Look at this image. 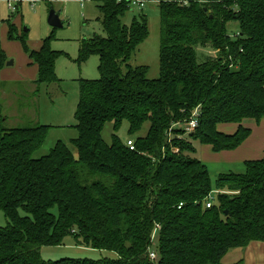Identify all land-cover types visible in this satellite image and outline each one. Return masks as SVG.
<instances>
[{"label":"trees","instance_id":"obj_1","mask_svg":"<svg viewBox=\"0 0 264 264\" xmlns=\"http://www.w3.org/2000/svg\"><path fill=\"white\" fill-rule=\"evenodd\" d=\"M95 1L105 36L83 39L78 49L79 61L98 55L99 77L79 81L77 136L69 141L76 155L58 140L34 157L50 126L7 127L0 104V264H222L231 248L264 243V156L246 161L243 173H220L212 187L204 162L189 154L194 142L236 149L251 132L241 122L264 117V0L159 1L153 79L147 66L129 63L148 36L145 15L126 25L127 0ZM6 24L7 38L37 65L36 90L58 82L51 36L29 49ZM6 60L0 50V68ZM195 109L198 125L187 131ZM122 120L130 135L149 123L133 149L115 133L110 144L102 138L105 122L117 130ZM222 123L237 128L227 134L217 129ZM68 234L107 255L41 258L42 245Z\"/></svg>","mask_w":264,"mask_h":264},{"label":"rangeland","instance_id":"obj_2","mask_svg":"<svg viewBox=\"0 0 264 264\" xmlns=\"http://www.w3.org/2000/svg\"><path fill=\"white\" fill-rule=\"evenodd\" d=\"M20 1L19 11L15 13L10 10L6 0H0V50L8 56L6 62L10 59L13 60V65L6 66L5 62L2 68L15 69L14 71H16V68L20 65L24 66L28 59V55L24 52L19 40L7 39L8 42H6L4 34H1L2 25L9 21L15 26L14 34L22 36L29 49H39L42 41L51 36L48 44L56 52L54 73L58 82L41 84L36 90V86L33 84L14 82L13 79H2L0 77L1 111L7 117L5 125L10 128L23 127L34 125L32 122H35L50 126L42 146L33 153L34 157L47 154L58 140L66 143L73 154L76 155V150L69 141L77 136V131L73 125L76 122L74 113L79 99V81L99 77L98 55L90 54L85 60L79 61L78 49L83 39H89L94 35L105 36L99 20L101 14L98 3L95 0ZM142 1L143 7L133 4L132 1L129 2L121 21L129 25L133 18H137L141 14H144L147 18L148 36L138 45L129 63L133 66H147V76L153 79L159 76L160 27L158 2L165 0ZM32 2H34V7L30 6ZM50 8L61 11L59 15L63 23L61 28H52L47 23ZM25 28L26 30H24ZM235 30V24H231L229 28L230 35ZM196 50L203 56H215L217 54V50L209 48L198 47ZM32 104H34L35 111H33ZM197 114V109H195L190 116H197ZM251 120L245 119L244 121ZM148 126L149 123L145 122L138 132L130 135L126 120L121 121L117 130H114L112 122L107 121L102 127L101 135L108 144L111 143L113 133L125 142L127 139L134 140L137 136H143ZM196 144L198 148L199 143ZM189 154L193 157H199L201 154L203 155V152L197 149L196 153ZM204 164L209 172L212 187L220 173H243L245 171V166L242 163L220 165L213 163L212 160H207ZM0 225H6V218L2 211H0ZM155 237L156 233L154 231L151 235L152 243ZM251 244L253 245H248L245 248H231L222 257L221 263L232 264L241 260L242 264H264V243L253 242ZM39 253L45 261H55L62 257L98 259L107 255L104 251L84 247L73 234L66 235L59 245H42Z\"/></svg>","mask_w":264,"mask_h":264},{"label":"crops","instance_id":"obj_3","mask_svg":"<svg viewBox=\"0 0 264 264\" xmlns=\"http://www.w3.org/2000/svg\"><path fill=\"white\" fill-rule=\"evenodd\" d=\"M7 30H8L7 24L4 23L1 27V34H4V38L6 42H8L7 40L8 38L6 37ZM6 57L8 56L6 55ZM0 69H1L0 77L2 79L4 78H8L9 80L13 79L14 82L33 84L34 86H36L34 80L36 79L37 76V65L31 63L29 58L25 62L24 66L23 65L18 66V68H16V71H14L15 69L8 70L2 67ZM32 106H33V111H35L34 104H32ZM241 124L250 128L251 132L249 136L236 149L214 152L211 149L210 145L199 143L198 145L199 147L197 148L196 143L198 142L196 143L194 142L193 143L194 144L193 146L195 148L194 152L196 153L197 149L203 152V155L201 154V156H199L198 159H200L202 162H206L207 160H212L213 163L220 165L233 164V163H242V165H244L246 161L261 159L264 156V117L261 118L260 121L258 122L254 120L246 122L243 120ZM236 128H237V124H233V123H222L217 125V129L219 131L227 134H231L235 132Z\"/></svg>","mask_w":264,"mask_h":264},{"label":"built area","instance_id":"obj_4","mask_svg":"<svg viewBox=\"0 0 264 264\" xmlns=\"http://www.w3.org/2000/svg\"><path fill=\"white\" fill-rule=\"evenodd\" d=\"M7 1V3H8V7L10 8V10L12 11V12H16V10H17V5H18V3H19V0H6ZM117 1H121V0H117ZM132 1V3L133 4H135V5H137V6H139V7H143V1L142 0H130L129 2H131ZM176 1H178L180 4H182V5H186L187 3H188V1H190V0H176ZM193 1H198V2H203V0H193ZM31 7H33V5H34V2H32L31 4ZM198 125V122H197V118H196V115H193L191 118H190V120H189V122L186 124V130L187 131H191V130H193L196 126ZM126 144L129 146V148L130 149H133V147H134V143H133V140L132 139H127L126 140ZM212 201H213V196H212V193L211 194H209L208 196H207V201H206V203H205V207H207V208H209V207H211V205H212ZM155 253L154 252H150L149 253V257H150V259H154L155 258Z\"/></svg>","mask_w":264,"mask_h":264},{"label":"water","instance_id":"obj_5","mask_svg":"<svg viewBox=\"0 0 264 264\" xmlns=\"http://www.w3.org/2000/svg\"><path fill=\"white\" fill-rule=\"evenodd\" d=\"M127 1L129 2L130 0H127ZM60 12L61 11H55L53 8H50L49 13L47 15V23L52 28H61L63 26V23L59 17ZM24 30H26V28ZM10 65H13L12 59L6 62V66H10Z\"/></svg>","mask_w":264,"mask_h":264}]
</instances>
